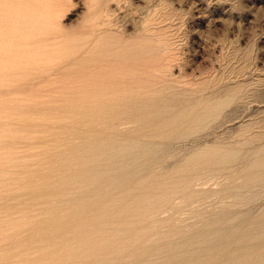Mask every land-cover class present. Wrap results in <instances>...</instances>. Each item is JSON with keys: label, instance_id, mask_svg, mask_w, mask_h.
Wrapping results in <instances>:
<instances>
[{"label": "rangeland", "instance_id": "rangeland-1", "mask_svg": "<svg viewBox=\"0 0 264 264\" xmlns=\"http://www.w3.org/2000/svg\"><path fill=\"white\" fill-rule=\"evenodd\" d=\"M150 84L185 91L191 120L140 187L104 184L91 206L104 220L81 204L75 215L96 169L111 181L135 161L89 151V106H121ZM135 130L116 129L119 149ZM181 178L191 186L175 188ZM263 214L264 0H0V264H167L220 218ZM114 228L139 234L117 241Z\"/></svg>", "mask_w": 264, "mask_h": 264}, {"label": "bare ground", "instance_id": "bare-ground-1", "mask_svg": "<svg viewBox=\"0 0 264 264\" xmlns=\"http://www.w3.org/2000/svg\"><path fill=\"white\" fill-rule=\"evenodd\" d=\"M145 92L148 93L145 97H139L138 95L120 98L121 106L110 105L108 104L109 102L102 103V106H99L95 102V104L91 103L93 104L91 107L89 106L91 112L89 121H86V126L91 130V133L93 132V134H90L92 135V146H88L89 151L101 149L100 147L104 149L106 147L108 149L105 150H112L116 156H131L135 158V161L131 164L128 163L129 165H123V172L119 170L121 173L111 181L105 178L102 171L96 169L99 175L98 180L94 183L92 181L93 184L88 189L82 192L79 191V198L72 200L73 206L75 204L73 208L75 215L78 211L82 210V208L76 207L77 204H81V207L85 205V209L88 211L86 215L90 216L93 214L94 219L104 220L105 217L100 214V209L97 210V208L94 209L91 206L96 205L99 207V205H104L97 198L102 196L100 192H103L105 185L109 184L111 187H117L119 183L121 184L119 181H122V184L131 183L135 184L136 188L137 185L140 187L142 180L136 183L132 181L140 177L141 174L143 175L144 171L152 169L156 162L162 160L163 149L169 146L171 134L177 130L174 129L175 126L179 123L190 121L191 111L197 106L196 103H192L190 97L185 95V91H173L171 87L150 84L146 86ZM127 124L135 125V131L142 137L140 139H127L131 142L129 147L119 149L117 144L123 137L119 133H116V129ZM158 138L161 139V142L156 141ZM84 175H79V177L83 178ZM260 182L261 179L252 178L245 182L244 187L247 188L253 184L258 185ZM173 184L176 185L175 188L187 189L191 186V181L188 178H181L176 179ZM122 193L123 195H129L127 191H123ZM150 195L151 193L138 195V199L146 204L148 201L147 197ZM74 196L77 197V194ZM238 222L237 220H233L227 223L220 218L208 229L193 233L191 237L185 238L182 242L170 248L167 264H264V214L260 217L240 221L241 226H237ZM7 225V220L0 219L1 231H3L1 228H6ZM54 227V230L50 232V236L53 238L58 236V219ZM96 230H105V226H95ZM114 230H116L114 239H118L117 241H120L125 236L128 241H134L139 234V231H137L134 233L128 232L125 235L117 228H114ZM36 245L38 244L36 243Z\"/></svg>", "mask_w": 264, "mask_h": 264}]
</instances>
